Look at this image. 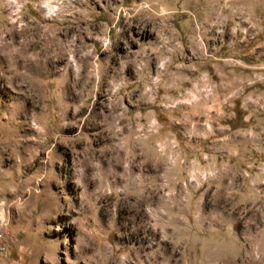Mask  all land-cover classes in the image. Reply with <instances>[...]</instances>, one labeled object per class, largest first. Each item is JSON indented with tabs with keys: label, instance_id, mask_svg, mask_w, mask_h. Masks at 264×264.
Wrapping results in <instances>:
<instances>
[{
	"label": "rangeland",
	"instance_id": "1",
	"mask_svg": "<svg viewBox=\"0 0 264 264\" xmlns=\"http://www.w3.org/2000/svg\"><path fill=\"white\" fill-rule=\"evenodd\" d=\"M0 247L264 264V0H0Z\"/></svg>",
	"mask_w": 264,
	"mask_h": 264
},
{
	"label": "bare ground",
	"instance_id": "2",
	"mask_svg": "<svg viewBox=\"0 0 264 264\" xmlns=\"http://www.w3.org/2000/svg\"><path fill=\"white\" fill-rule=\"evenodd\" d=\"M6 45V44H5ZM11 45V44H10ZM12 50V49H11ZM18 52H22V51H18ZM65 52V51H64ZM60 53V52H59ZM70 53V52H69ZM66 54V53H65ZM59 55V54H58ZM67 56V55H66ZM65 56V57H66ZM86 57V56H85ZM20 58V57H19ZM21 61V60H20ZM49 61H50V64H51V66H52V69L51 70H53L52 72H56L57 71V65L59 64V62H61L62 61V56H60L59 55V57L57 56V55H55V56H53V57H51L50 59H49ZM88 61V60H87ZM90 61V60H89ZM22 62V61H21ZM36 64V63H35ZM36 71V70H35ZM162 218V217H161ZM146 230H149L148 228H147V226H146ZM213 258V257H212ZM211 258V259H212ZM214 261V260H213ZM216 261V260H215ZM222 261V260H221ZM226 261V260H225ZM212 263H214V262H212ZM224 263V262H223Z\"/></svg>",
	"mask_w": 264,
	"mask_h": 264
},
{
	"label": "built area",
	"instance_id": "3",
	"mask_svg": "<svg viewBox=\"0 0 264 264\" xmlns=\"http://www.w3.org/2000/svg\"><path fill=\"white\" fill-rule=\"evenodd\" d=\"M0 250H2V247H0Z\"/></svg>",
	"mask_w": 264,
	"mask_h": 264
}]
</instances>
